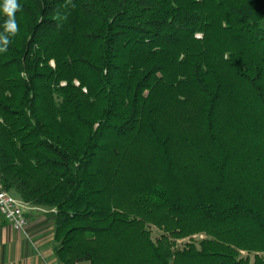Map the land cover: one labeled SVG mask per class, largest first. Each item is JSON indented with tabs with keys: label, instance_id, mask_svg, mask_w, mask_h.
Wrapping results in <instances>:
<instances>
[{
	"label": "trees",
	"instance_id": "trees-1",
	"mask_svg": "<svg viewBox=\"0 0 264 264\" xmlns=\"http://www.w3.org/2000/svg\"><path fill=\"white\" fill-rule=\"evenodd\" d=\"M17 2L0 179L60 264H264V0Z\"/></svg>",
	"mask_w": 264,
	"mask_h": 264
},
{
	"label": "crops",
	"instance_id": "crops-1",
	"mask_svg": "<svg viewBox=\"0 0 264 264\" xmlns=\"http://www.w3.org/2000/svg\"><path fill=\"white\" fill-rule=\"evenodd\" d=\"M24 230L0 215V264H60L56 253L55 210L33 207Z\"/></svg>",
	"mask_w": 264,
	"mask_h": 264
},
{
	"label": "built area",
	"instance_id": "built-area-1",
	"mask_svg": "<svg viewBox=\"0 0 264 264\" xmlns=\"http://www.w3.org/2000/svg\"><path fill=\"white\" fill-rule=\"evenodd\" d=\"M31 206L8 192L0 179V215L15 230L21 231L27 227V212Z\"/></svg>",
	"mask_w": 264,
	"mask_h": 264
},
{
	"label": "rangeland",
	"instance_id": "rangeland-1",
	"mask_svg": "<svg viewBox=\"0 0 264 264\" xmlns=\"http://www.w3.org/2000/svg\"><path fill=\"white\" fill-rule=\"evenodd\" d=\"M197 37H201L200 35H198ZM52 64L54 65V62H52ZM153 151H149V157L147 156L146 158V163L140 165L139 167L134 168V166L130 165L129 167V162L126 160L127 163V170L124 167V174L123 177H132V179L135 180V176L137 178V181H144V180H150L151 182L159 177L161 173V165L159 163V159L154 156ZM125 180V179H123ZM159 231L157 229H153L152 231V235L153 238L157 237L159 235ZM197 238V236H196Z\"/></svg>",
	"mask_w": 264,
	"mask_h": 264
},
{
	"label": "clouds",
	"instance_id": "clouds-1",
	"mask_svg": "<svg viewBox=\"0 0 264 264\" xmlns=\"http://www.w3.org/2000/svg\"><path fill=\"white\" fill-rule=\"evenodd\" d=\"M20 7L17 0H3L2 11L7 16V20L4 23L5 34H0V52L7 51V46L10 43L9 35L15 36L18 32L15 13Z\"/></svg>",
	"mask_w": 264,
	"mask_h": 264
}]
</instances>
